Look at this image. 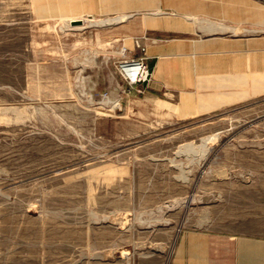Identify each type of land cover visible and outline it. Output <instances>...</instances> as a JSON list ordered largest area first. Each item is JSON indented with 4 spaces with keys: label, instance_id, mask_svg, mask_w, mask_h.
Returning <instances> with one entry per match:
<instances>
[{
    "label": "rangeland",
    "instance_id": "374dc122",
    "mask_svg": "<svg viewBox=\"0 0 264 264\" xmlns=\"http://www.w3.org/2000/svg\"><path fill=\"white\" fill-rule=\"evenodd\" d=\"M209 235L264 239V0H0V264H172Z\"/></svg>",
    "mask_w": 264,
    "mask_h": 264
},
{
    "label": "crops",
    "instance_id": "0c3cea01",
    "mask_svg": "<svg viewBox=\"0 0 264 264\" xmlns=\"http://www.w3.org/2000/svg\"><path fill=\"white\" fill-rule=\"evenodd\" d=\"M213 39L214 38L204 39L200 42H195L194 45H196L195 47L207 46L210 42H217V40ZM182 45L184 46L185 43ZM188 45L190 44L188 43ZM183 46L181 48H183ZM162 63L163 62H161V64ZM233 67L224 69V71H220V69L214 71L208 70L206 74L213 75L216 73L236 72V67ZM202 87L204 88L200 94L222 91L221 88H223L214 89V86L207 87V85ZM139 102L140 101L137 99L132 100L128 105V110L136 112ZM140 110L144 113L150 112L149 107ZM208 238L207 240L193 239L190 241L188 248H182V252L173 258L172 264H264V239L247 237L234 239L232 237L218 235H209Z\"/></svg>",
    "mask_w": 264,
    "mask_h": 264
},
{
    "label": "bare ground",
    "instance_id": "6f19581e",
    "mask_svg": "<svg viewBox=\"0 0 264 264\" xmlns=\"http://www.w3.org/2000/svg\"><path fill=\"white\" fill-rule=\"evenodd\" d=\"M139 13V12H138ZM133 14H135L134 12H120V13H116L114 15H106V16H103V17H100V16H90V15H87V16H80V17H76V18H71V19H62L58 26L60 29H82V28H85V27H106L107 25L109 26L110 24H113V23H118V22H122V21H126L128 18H130ZM196 21L200 24V26H204L206 29H212L214 30L213 28H220L222 30L224 29H227L229 28L231 31L234 30L235 26H231V25H227V24H224L222 23L221 21H214L212 20L211 18L207 17V16H204V17H199V18H196ZM215 29V30H216ZM249 30V29H246V28H243V30ZM221 31V30H220ZM226 35V34H225ZM212 37V36H210ZM209 38V37H208ZM125 49L124 47H120L119 48V54H124L126 53L125 52ZM87 50V49H86ZM86 50H84L86 52ZM93 56V55H92ZM92 56H86L85 55V59L86 58H91L92 59ZM88 58V59H89ZM75 58H73L74 60ZM90 60V59H89ZM87 61V60H86ZM125 65V67L128 66L129 63H123ZM81 76V75H80ZM83 76V75H82ZM81 81V80H80ZM81 85V83H79ZM82 86V85H81ZM80 94L82 95L83 93L80 92ZM85 95V94H84ZM86 98L89 99V97L87 96ZM104 98V97H103ZM115 99V98H114ZM91 101V100H90ZM102 102L104 103H107V98H104L102 100ZM117 105V102L115 101L113 103V106ZM214 136V135H213ZM203 137V136H202ZM201 137V143L199 145H196L197 147H195L192 143V141H189V142H186L184 144H180L181 145V149H183V152H185V150H191L194 149L197 150V148L203 150L205 152V150L207 149V144H208V140L210 139H214V137H212V135L210 136H207V137ZM217 137V136H216ZM214 142V141H213ZM179 145V147H180ZM179 149V148H178ZM177 149V150H178ZM179 151V150H178ZM190 151V153H191ZM200 151V150H198ZM202 151V152H203ZM181 152V150H180ZM188 152V151H187ZM196 153V152H194ZM200 153V152H199ZM206 153V152H205ZM204 154V153H203ZM202 156V154H200ZM192 156V155H191ZM192 158V157H191ZM202 158V157H201ZM187 178V177H186Z\"/></svg>",
    "mask_w": 264,
    "mask_h": 264
},
{
    "label": "built area",
    "instance_id": "2783aa9c",
    "mask_svg": "<svg viewBox=\"0 0 264 264\" xmlns=\"http://www.w3.org/2000/svg\"><path fill=\"white\" fill-rule=\"evenodd\" d=\"M123 63H129L127 67ZM118 69L129 84L138 83L146 76L144 62L138 58L122 59L118 63Z\"/></svg>",
    "mask_w": 264,
    "mask_h": 264
}]
</instances>
